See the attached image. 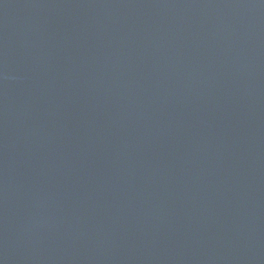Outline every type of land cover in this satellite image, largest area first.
<instances>
[{
  "label": "water",
  "instance_id": "1",
  "mask_svg": "<svg viewBox=\"0 0 264 264\" xmlns=\"http://www.w3.org/2000/svg\"><path fill=\"white\" fill-rule=\"evenodd\" d=\"M0 264H264V0H0Z\"/></svg>",
  "mask_w": 264,
  "mask_h": 264
}]
</instances>
